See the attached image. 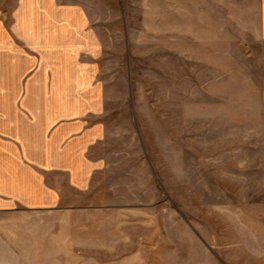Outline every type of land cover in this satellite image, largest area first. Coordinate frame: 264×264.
Wrapping results in <instances>:
<instances>
[{
    "label": "rangeland",
    "instance_id": "1",
    "mask_svg": "<svg viewBox=\"0 0 264 264\" xmlns=\"http://www.w3.org/2000/svg\"><path fill=\"white\" fill-rule=\"evenodd\" d=\"M56 1L96 25L113 147L58 264H264L257 0Z\"/></svg>",
    "mask_w": 264,
    "mask_h": 264
},
{
    "label": "crops",
    "instance_id": "2",
    "mask_svg": "<svg viewBox=\"0 0 264 264\" xmlns=\"http://www.w3.org/2000/svg\"><path fill=\"white\" fill-rule=\"evenodd\" d=\"M101 43L80 5L0 0V264L63 261L102 202L113 147Z\"/></svg>",
    "mask_w": 264,
    "mask_h": 264
}]
</instances>
